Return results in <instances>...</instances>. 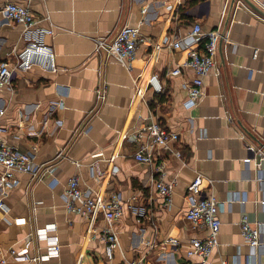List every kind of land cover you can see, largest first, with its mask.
<instances>
[{"label":"crops","instance_id":"crops-1","mask_svg":"<svg viewBox=\"0 0 264 264\" xmlns=\"http://www.w3.org/2000/svg\"><path fill=\"white\" fill-rule=\"evenodd\" d=\"M6 2L27 5L54 33L40 34L37 25L26 30L0 11V63L15 61L16 52L36 39L52 47L57 70L46 73L34 66L0 86L5 140L45 167L38 177L18 173L15 186H0L5 203L0 250L45 253L48 241L36 231L47 224L56 225L48 234H57L60 245L57 256L36 263L8 256V264H127L137 258L143 264H185L191 238L207 233L185 216L188 186L196 175L202 193L224 203L210 264H264V231L255 248L240 232L243 213L264 224V170L257 171L248 147H264V10L259 0H0V7ZM194 23L204 30L219 28L221 36L218 74L204 77V94L193 108L184 107L186 85L194 75L184 63L197 46L140 45L130 69L94 48L96 37L110 38L125 25L160 43L173 34L186 37ZM177 66L181 73L170 74ZM152 73L161 80L160 93L147 87ZM98 90H104L103 99ZM152 121L179 137L166 149L151 150L155 162L164 165L165 179L174 181L171 204L154 184V164L134 158L142 141L133 134ZM71 177L90 196L122 197L116 221L121 249L111 258L101 238L102 214L82 216L65 206L62 193ZM169 239L180 244L171 248Z\"/></svg>","mask_w":264,"mask_h":264},{"label":"built area","instance_id":"built-area-1","mask_svg":"<svg viewBox=\"0 0 264 264\" xmlns=\"http://www.w3.org/2000/svg\"><path fill=\"white\" fill-rule=\"evenodd\" d=\"M258 6L264 10V0H259ZM0 11L6 19L22 24L26 30L37 25L36 27L40 34L53 35L54 33L51 27L41 24L42 18H36L27 5L6 2L0 7ZM44 19H47V16H44ZM220 36L219 28L204 30L199 23H194L186 37L173 34L171 40L164 37L158 43L142 34L138 27L125 25L110 38L96 37L94 39V48L97 53L112 57L130 69L131 61L140 45L154 48H160L161 46L179 48L185 43L190 47L197 46V48L190 50L189 59L184 63V66L190 67L194 73L192 81L186 85L187 96L184 101V107L193 108L204 94V77L211 72L218 74L215 55ZM34 66L39 67L46 73H54L57 70L52 47L43 41L31 39L16 52L15 61L12 63L8 61L0 63V86L10 84L13 76L25 73ZM179 73H181L179 66L170 70L172 75ZM148 86L156 93H160L163 90L161 80L156 73H152L148 77ZM136 92L139 95L143 94V90L139 86H136ZM97 96L103 99L104 90H98ZM2 113L3 110L0 109V117ZM7 132L8 128L0 122V186L4 188L17 184L18 173H27L32 177H38L45 168H43L42 164L35 162L31 152L19 150L8 143L4 138ZM133 137L142 141L140 148L134 154V158L146 165L154 164L157 174L153 178L154 184L164 196L165 203L171 204L174 181L165 179L164 165L155 162L151 150L155 146L162 149L168 148L172 142H176L179 139L177 132L166 129L158 121H152L139 128L133 134ZM248 147L251 152L255 153L257 171L264 170V147L257 148L255 151L251 146ZM175 154L180 156V152L177 150H175ZM250 159V157H246L244 161L249 162ZM51 168V166L46 167L49 170ZM200 183V175H196L189 183L186 195L189 206L185 216L194 226L205 228L207 233L204 238H191L185 250L189 261L185 264H210V256L218 245V233L221 225L219 213L224 209V203L213 195L203 194L200 189ZM62 196L65 206L70 212L82 216H89L95 211H99L102 214L104 226L101 230V238L105 242V250L109 258L112 257L115 249H121L116 230V221L122 213V197L120 194L109 193L106 196L105 194L97 193L95 196H90L86 191L82 190L78 179L71 177L68 179ZM4 206L5 203L0 197V209H3ZM262 225L264 224L251 222L245 213L240 219V232L245 242L252 248L260 245L259 234L264 231V226ZM55 228V224H47L37 228L38 238H44L48 241V248L45 253L29 255L17 250L15 247H9L6 252L0 250V264H8V256L28 263H36L57 256L60 252L58 236L57 234H48V232L54 231ZM166 244L173 248L178 247L180 243L178 240L169 239ZM127 264H143V261L142 258L131 259L127 261Z\"/></svg>","mask_w":264,"mask_h":264},{"label":"water","instance_id":"water-1","mask_svg":"<svg viewBox=\"0 0 264 264\" xmlns=\"http://www.w3.org/2000/svg\"><path fill=\"white\" fill-rule=\"evenodd\" d=\"M246 2H248V0H245Z\"/></svg>","mask_w":264,"mask_h":264}]
</instances>
